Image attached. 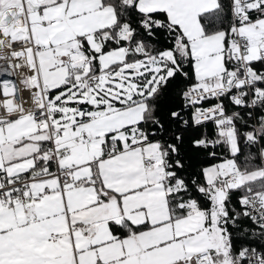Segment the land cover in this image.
Segmentation results:
<instances>
[{
    "label": "snow or ice",
    "instance_id": "obj_1",
    "mask_svg": "<svg viewBox=\"0 0 264 264\" xmlns=\"http://www.w3.org/2000/svg\"><path fill=\"white\" fill-rule=\"evenodd\" d=\"M0 264H264V0H0Z\"/></svg>",
    "mask_w": 264,
    "mask_h": 264
}]
</instances>
